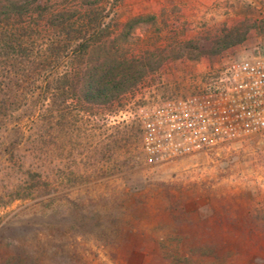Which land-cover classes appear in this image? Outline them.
<instances>
[{
    "label": "rangeland",
    "instance_id": "obj_1",
    "mask_svg": "<svg viewBox=\"0 0 264 264\" xmlns=\"http://www.w3.org/2000/svg\"><path fill=\"white\" fill-rule=\"evenodd\" d=\"M49 3L56 11H73L77 25L81 8L101 10L105 49L93 50V56L101 54L139 78L109 104L81 103L70 91H48L47 72L14 93L17 100L0 126V264L18 257L32 264H128L132 253L155 250L152 236H162L161 250L172 264H226L231 252L245 246L229 240L240 241L235 235L246 231L221 225L217 238L212 236L217 230L205 226L198 237L200 213L184 210L204 203H248L235 174L244 161L264 160V135L219 154L151 167L140 121L119 112L154 97L190 95L207 67L225 53L256 60L264 49L227 51L233 41L237 46L243 41L239 33L203 36L200 0ZM136 18L144 22L125 37V24ZM39 31L34 51L44 50L49 39L44 26ZM54 71L58 80L73 77L74 65L62 57ZM172 220L173 229L167 224ZM166 235L172 242L165 243ZM215 239L220 242H210ZM250 245L264 252V245ZM136 257L137 264L144 262Z\"/></svg>",
    "mask_w": 264,
    "mask_h": 264
},
{
    "label": "trees",
    "instance_id": "obj_2",
    "mask_svg": "<svg viewBox=\"0 0 264 264\" xmlns=\"http://www.w3.org/2000/svg\"><path fill=\"white\" fill-rule=\"evenodd\" d=\"M49 2L0 0V126L13 107L11 101L17 100L14 93L23 91L32 81L38 82L37 76L44 72L49 74L45 81L48 91H70L87 104H109L139 78L138 73L130 76L131 70L123 66L125 71L120 72L121 64L108 63L101 54L93 56V50L101 53L105 49L101 10L94 5L81 8L77 12L83 11V17L77 25L73 11H56ZM143 22V18L128 21L124 36ZM41 26L50 34L48 43L44 50L34 51ZM62 57L74 65V74L58 80L54 67ZM2 264L32 263L18 257Z\"/></svg>",
    "mask_w": 264,
    "mask_h": 264
},
{
    "label": "built area",
    "instance_id": "obj_3",
    "mask_svg": "<svg viewBox=\"0 0 264 264\" xmlns=\"http://www.w3.org/2000/svg\"><path fill=\"white\" fill-rule=\"evenodd\" d=\"M138 119L146 163L158 166L221 153L264 135V56L225 53L190 95L154 97L119 116Z\"/></svg>",
    "mask_w": 264,
    "mask_h": 264
},
{
    "label": "crops",
    "instance_id": "obj_4",
    "mask_svg": "<svg viewBox=\"0 0 264 264\" xmlns=\"http://www.w3.org/2000/svg\"><path fill=\"white\" fill-rule=\"evenodd\" d=\"M200 2L203 15V23L201 24L203 26V36L227 33L230 37H236L239 33L243 41L238 46L233 41L232 45L234 47L231 46L227 51L237 47L264 49V0H200ZM205 59L203 58L202 61H205ZM254 152L258 151L254 150ZM253 160L251 162H242L240 164L243 167L242 171L235 174V178L240 176L238 183L244 186L245 189L242 190V194L249 201L248 203L237 206L204 203L192 210L188 209L186 205L184 210L186 215L194 211L200 213V217L196 221L198 224V237H202L205 234V226L206 228L217 230L216 233L213 232L212 234L213 237L217 238H220L221 235L219 230L221 225L230 229L239 228L246 231L235 235L237 238L241 237L240 241L229 240L228 243L238 242L245 246L238 248L237 252H231L226 257V264H264V252L258 251L260 247L254 248L250 245H264V171L262 173L260 165L264 164V160L261 159L259 163L256 161L257 164ZM250 164H253L251 168ZM259 166L261 171L257 173L256 169ZM238 194L240 195V193ZM235 212L239 213L236 214ZM208 218L209 220H206ZM167 224L171 229L177 226L173 220L168 221ZM184 228L187 229L189 227ZM231 237L233 238V235ZM212 241L213 243L220 242L217 239L210 240V242ZM166 242H172L168 240V235L165 236ZM149 243L156 245L155 250L151 251L149 255L132 253L128 264H137V262L133 261L134 258L137 259L136 256H142V260L144 259V262L142 261L140 264H172V258H169L161 250L160 245L164 243L162 236H152L149 239ZM220 254L222 253L220 252ZM220 254L218 253L217 256H222Z\"/></svg>",
    "mask_w": 264,
    "mask_h": 264
}]
</instances>
